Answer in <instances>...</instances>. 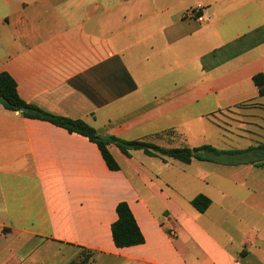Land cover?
Wrapping results in <instances>:
<instances>
[{"label": "crops", "instance_id": "obj_1", "mask_svg": "<svg viewBox=\"0 0 264 264\" xmlns=\"http://www.w3.org/2000/svg\"><path fill=\"white\" fill-rule=\"evenodd\" d=\"M198 7L203 21L184 17ZM2 72L27 104L127 141L209 145L218 114L254 103L260 140L217 149L264 144V0H0ZM109 150L117 171L88 138L0 104V264H264V154ZM121 202L141 245L114 243Z\"/></svg>", "mask_w": 264, "mask_h": 264}, {"label": "trees", "instance_id": "obj_2", "mask_svg": "<svg viewBox=\"0 0 264 264\" xmlns=\"http://www.w3.org/2000/svg\"><path fill=\"white\" fill-rule=\"evenodd\" d=\"M0 104L6 110L20 112L26 118L47 121L57 127L66 129L69 133L80 134L88 138L91 142L97 144L108 168L112 171L119 170L120 166L109 150L111 145L116 146L124 155L128 157H131L133 151L141 150L148 156L159 157L164 161L166 158H172L187 164L191 163L193 160L216 161L217 157L225 154L235 155L251 152H258L259 156L264 154V144L257 147H250L244 151H227L217 149L211 145L190 147L184 144V146L178 148H166L154 142L155 140L161 139H166L168 141L169 139L174 141L181 139L182 137L177 134L175 130H168L162 134L154 135L151 139L133 141H127L115 136L103 137L98 134L96 129L84 120H72L57 116L37 106L27 104L18 92L17 82L6 72L0 73ZM25 108H27L29 112H22ZM262 166H264V163ZM210 204L211 200L204 195H199L192 200V205L200 212H205ZM117 214L118 219L112 225V236L115 245L118 248H125L143 244L145 241L144 236L142 235L134 215L126 202H121L117 206ZM92 257L93 253L84 252L80 258L72 264H88Z\"/></svg>", "mask_w": 264, "mask_h": 264}, {"label": "rangeland", "instance_id": "obj_3", "mask_svg": "<svg viewBox=\"0 0 264 264\" xmlns=\"http://www.w3.org/2000/svg\"><path fill=\"white\" fill-rule=\"evenodd\" d=\"M255 106L256 105L254 103H251L246 106H241L239 109H232L231 111H224L221 114H218L216 116L217 123L222 129L213 126V130L208 137L209 139L207 140V144L220 149L225 147L244 148L254 145L257 140H260L256 139L254 134H261L260 129L252 125L254 122H259L258 119L253 116L254 114H250L252 113L251 109L255 108ZM244 121H248L250 125L242 126L241 124ZM196 131H198V129H196ZM235 136H245L248 138L234 140ZM232 140L234 141L232 142ZM184 144L188 146L194 144L198 147L200 144H204V142L201 138H199V136H197L194 141H191V143L190 141L188 142L187 138H184L180 139L179 142H177L175 145H172V147H182ZM247 154H250V157L252 158H260L258 152H251ZM227 158L238 159L240 156H228Z\"/></svg>", "mask_w": 264, "mask_h": 264}, {"label": "built area", "instance_id": "obj_4", "mask_svg": "<svg viewBox=\"0 0 264 264\" xmlns=\"http://www.w3.org/2000/svg\"><path fill=\"white\" fill-rule=\"evenodd\" d=\"M200 10H201L200 7L187 10L184 13V17L189 18V19H198L199 21H203L204 20L203 17L199 15Z\"/></svg>", "mask_w": 264, "mask_h": 264}, {"label": "water", "instance_id": "obj_5", "mask_svg": "<svg viewBox=\"0 0 264 264\" xmlns=\"http://www.w3.org/2000/svg\"><path fill=\"white\" fill-rule=\"evenodd\" d=\"M22 112H29V110L27 108L23 109Z\"/></svg>", "mask_w": 264, "mask_h": 264}]
</instances>
